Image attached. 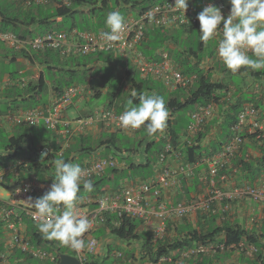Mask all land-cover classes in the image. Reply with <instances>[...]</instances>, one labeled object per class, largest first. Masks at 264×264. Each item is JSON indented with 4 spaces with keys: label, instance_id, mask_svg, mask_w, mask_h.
I'll list each match as a JSON object with an SVG mask.
<instances>
[{
    "label": "trees",
    "instance_id": "1",
    "mask_svg": "<svg viewBox=\"0 0 264 264\" xmlns=\"http://www.w3.org/2000/svg\"><path fill=\"white\" fill-rule=\"evenodd\" d=\"M48 0L45 4L35 5L36 11L31 10L33 5H25L21 1L5 0V4H0V31H10L16 34L20 39L26 40L37 35L55 32L59 30H71L76 28L79 31H92L98 32L106 30L105 19L106 15L110 11L119 10L126 14L125 18L129 15H137L148 7L162 2L164 0ZM41 5H50L51 11L49 14L43 16L39 13ZM194 6V0H189L188 7ZM134 12H130V10ZM65 19H69V25L67 27L59 24H63ZM44 29H43V28ZM197 32V36L191 38V42L186 43L183 40L188 41L190 35L193 32ZM199 31L193 27L187 28H170V27H153L147 28L144 32V38L138 45L141 52L149 59H157V53L159 50L164 49L167 51L169 57L174 62L177 68H179L185 74L195 75L194 82L188 87L177 88L174 90H168L164 87L167 94H162L160 91H155L153 86H149L148 78L137 79L135 77L136 68H128L126 70V82L120 76H113L110 79H106V91L108 99L104 105L108 108L115 110L116 112H122L125 110V104L129 98H131L132 91L138 93L144 92L148 94H158L164 97L166 106L170 110V118L168 126L162 133H157L154 136H148L146 129L142 126L138 131L144 134V138L149 140L145 144V150L147 151L153 144V137H159L162 141V147L167 141H169L173 148L179 152V160L185 163L199 162L201 157L209 156L213 154L208 152L201 142L210 131L211 127L216 123L213 119L211 124H205L203 129L193 137L192 141L182 142L180 145L179 139L181 134L179 130L174 127L176 119L174 114L176 110L183 109L187 106L194 105L193 109H196L198 105H206L213 103L218 106L221 103L226 102V96L229 92L228 84L223 80H214L212 78L213 72L203 67L205 60V43H202L199 39ZM189 36V37H188ZM185 38V39H184ZM213 41V40H210ZM5 52L12 51L10 54H4V59L9 62L17 60V58H23L31 65H36L40 68V72L37 74L29 73L27 76L17 77L15 71L8 72L7 79L0 78V101L3 102V107H0V114L6 113L8 110H32L38 107H46L50 104L48 98L40 96L44 91L49 95V87L52 88L53 96L58 95L65 87L77 83L87 85L89 83V75L95 77L98 72H94L89 64L84 59V55H61L51 49L34 50V49H21L14 50L0 44ZM213 53V50L208 52ZM87 56V55H86ZM216 65L222 72L233 73L228 70L225 65L224 68ZM44 68H46L50 75L46 77ZM250 70L252 77L260 78L264 75V69ZM17 72V71H16ZM245 72L241 69V73ZM247 72V71H246ZM137 73V72H136ZM102 74V72H101ZM105 76V74H104ZM148 79V80H147ZM113 80V82H111ZM95 79H93L92 86L94 91L91 97L99 98L103 91L97 86ZM27 102L30 104L28 107L21 106V102ZM133 103H139L138 98L133 99ZM255 107V106H254ZM257 108V107H256ZM237 110L239 106L232 104L230 106V112L224 118V125L228 129L224 138H229L231 135V126L236 120ZM24 124H14L9 130L6 125L0 126L1 132L13 131L15 128ZM20 129V128H19ZM17 130L16 133H12L8 136L7 141L4 144L3 151L0 152V158L6 159L5 161L13 162V170L4 176V180L0 181V187L8 188V184L22 183L31 178H36L40 182L52 181L55 178V159H64L66 162H77L81 167L88 163L91 155L95 153L100 147H113L120 152H126L128 149L118 148L114 144L112 138L114 132H109V127H105L103 131L107 132L108 136L103 138V134L98 138V145L92 146L89 144L91 137L85 135V132L74 133L65 138H60L55 150L51 149L48 143H38V139L32 132H21ZM162 134V136H161ZM59 136L56 131L52 137ZM245 137H251V135H244ZM60 137V136H59ZM38 143V144H37ZM162 147L158 150L157 156ZM131 154H135V149H129ZM259 155L254 156L251 159L235 156L232 166L238 168L242 178V184L254 183L259 178L260 173L264 170V146H259ZM151 165V161L145 158L142 161L132 162L127 164L126 168L113 167L110 170L113 173H123L125 170L127 173L123 176V179H146L144 169ZM225 169V168H224ZM221 169L219 175H225L226 173ZM113 178V175L106 174V171L100 176L94 177L91 180L94 182V190L92 192H86L81 185V192L78 195L83 197L96 196L107 192L108 188L106 182ZM184 179V177H181ZM181 181V180H180ZM219 185V182H216ZM119 187V186H118ZM118 187L114 188L117 189ZM208 180L201 179L198 170L194 171V176L191 179L182 180L178 189L181 191L176 201L181 200H193L197 201L201 197L202 192L208 190ZM42 196V195H41ZM37 196L35 198H39ZM95 203H91V207H94ZM63 209V206H60ZM199 223L197 226H193L188 220L184 219L181 226L168 222L167 228L171 231L168 236L158 241L156 244L150 243L149 232L139 230L142 225V220L130 217L128 215H119L116 212H106L104 214V223L99 229L94 232L99 234L97 238H101L104 235L110 234L112 237L126 241L127 244L137 243L139 258L144 259L150 257L155 260L160 254L166 253L176 248H186L194 245L196 242L210 243L213 241L224 242L225 245H236L240 242L245 244H253L257 249V255L261 253V249L264 250V219L261 225H259L260 235H258L253 229L245 228L238 221L230 222L223 219L221 223H215L217 214H209L207 220L201 221L204 215L197 213ZM169 231V232H170ZM95 235V234H94ZM219 235L223 238L217 239ZM30 242L35 246H42L47 251L55 250L58 256L54 261H49L48 264H56L59 260V255L62 253L74 255V251L68 246H62L58 241L47 240L43 237V234L39 232L38 224L30 225L29 236ZM109 245V244H108ZM233 249V248H232ZM112 249H108V252L103 257H97V254H91L87 256L85 264H112L115 261H119L120 258L111 257ZM127 255H134V251L129 250L125 252ZM223 253V252H222ZM25 256L30 257L26 253ZM246 258L250 264L255 263V258L251 259L240 251V256ZM218 255L213 257L204 256L198 259H189L181 262V264H213ZM256 256V258L258 257ZM121 262V261H119ZM164 264H176V262H165Z\"/></svg>",
    "mask_w": 264,
    "mask_h": 264
},
{
    "label": "built area",
    "instance_id": "2",
    "mask_svg": "<svg viewBox=\"0 0 264 264\" xmlns=\"http://www.w3.org/2000/svg\"><path fill=\"white\" fill-rule=\"evenodd\" d=\"M18 1H21L25 5H39L45 4L48 0ZM174 3L175 0H164L148 7L140 14L129 15L125 18L127 26L121 34L120 41L111 44L105 42L100 35L101 31H108V28L98 32L79 31L76 28L68 31L59 30L37 35L26 40L20 39L13 32L0 31V43L14 50L51 49L59 52L61 55H88L100 51H109L131 58L136 71L141 77L160 81L169 90L188 87L194 82L195 75L185 74L177 68L166 50H159L157 59H149L139 50L138 45L144 38L145 30L153 27H193L200 31L197 14L205 6L213 4L220 7L222 14L226 17L230 12L231 5L226 4L224 0H202L201 8L188 7L184 17L182 11L175 10L172 7ZM149 12L153 13L151 21L146 19V14ZM173 17H178L179 19L172 23ZM181 19L183 23H181ZM222 26L223 24H221ZM221 38L222 36L218 35L213 39L216 55L218 41ZM248 54L253 55L251 51ZM218 59L220 60L219 57ZM84 91V85L74 83L65 87L58 95H55L46 107H38L32 110H8L6 113L0 114V126H12L14 124L35 126L43 123L47 128L55 130L63 138L74 133L85 132L86 128L99 122L126 134H132L141 129L122 128L119 124V116L123 111L116 112L108 107L72 120L66 118L64 115L65 110L75 100L82 98ZM229 95L230 91L225 98L229 99ZM215 109V104L208 103L206 105H198L196 109L190 112V122L184 130V142L189 143L192 141L202 126L213 117ZM231 131L229 139L215 153L201 157L199 162L193 164L179 160L174 166L166 165L165 161L172 153L178 159L180 156L179 152L173 148V145L167 141L157 156V169L150 177L137 183L122 186L117 191L105 193L95 198L85 197L79 205V211L88 216L92 221V227L85 234L86 246L84 249L77 252L69 247L74 251V256L79 259L81 264H85L87 256L97 252L99 241L93 232L104 223V214L108 211L141 219L146 228L150 229L149 241L154 245L168 236L167 225L172 220L196 215L198 212L202 214L224 213L229 209L230 204L228 203L230 201L245 198L254 200L264 206V170L254 183H245L227 190L217 186V181L225 179V175H219L220 170L226 168L238 152L244 140L243 135L245 133H254L256 138L264 136V130L261 129L258 120L257 109L251 105L243 106L236 115V121L231 126ZM198 163L206 165L205 174L201 176V179L208 180L209 187L207 192L202 194L197 201L181 200L167 205V198L165 199L163 196V191L171 189L178 182L180 176L192 177L194 167ZM118 165L119 162L113 156L96 158L82 166L84 178L91 179L99 176L107 168ZM13 167V164L8 163V165L0 169V181L4 180V176L11 172ZM52 183V181L40 182L36 178H31L22 183L14 184L10 188L9 203L14 207L20 208L32 223L39 224L41 221L39 218H33L35 209L29 206L28 200L29 197L34 200L35 197L43 195L49 190ZM216 201H225L226 204L218 206L214 204ZM91 203H95V206L89 207L88 205ZM12 214L13 212L10 209H3L2 211V218L6 220L7 226L12 231L13 236L0 251V264H9L8 253L16 249L39 260L54 261L58 256L57 253L55 251H47L42 246L32 244L28 237L19 232L17 223L11 219ZM249 220L253 224L260 221L258 217H250ZM262 242L264 244V240ZM227 248H235L238 252L243 251L245 255L255 258L254 264H264V250L261 249V253L258 256V248L256 246L251 244L245 247L242 242L228 246L224 242L196 243L186 248H176L162 253L155 260L150 259L148 256L140 259L136 252L132 257L119 250L113 251L112 256L122 259V264H164L165 262L177 263L178 260L217 253ZM256 256L258 257L256 258Z\"/></svg>",
    "mask_w": 264,
    "mask_h": 264
},
{
    "label": "clouds",
    "instance_id": "3",
    "mask_svg": "<svg viewBox=\"0 0 264 264\" xmlns=\"http://www.w3.org/2000/svg\"><path fill=\"white\" fill-rule=\"evenodd\" d=\"M229 3L231 5V8L229 14L226 17L222 14L220 7L215 6L213 4H209L208 6H205L202 9V11H200L197 14V19L200 24V31H199L200 41L202 43H207L210 40H213L218 35L222 36V38L218 41V47L216 50L217 55L220 58V60L223 62L225 67L233 73H240L243 75L244 73H241V69H244L245 72L249 69L254 71L264 69V0H229ZM188 4H189V0H175L174 6L172 7L175 10L182 11L183 16L185 17V11L188 8ZM152 18H153L152 12L146 14V19L151 21ZM177 19L179 18L173 17L171 22L174 23ZM181 23H183L182 19H181ZM105 24L109 30L101 31L100 35L102 39L109 44L120 41L121 34L124 32L127 26L124 15L119 10L110 11L106 15ZM221 24H223L222 27ZM249 51H251L253 55H249L248 54ZM135 98H138L139 103L136 104L133 103V99ZM228 101H231V98L226 99V102ZM254 108L257 109L258 111V108L256 107ZM241 109H239L238 112ZM169 118H170V110L166 106V102L163 96L155 93L148 94L144 92L138 93L137 91H132L131 98H129L125 104V110L119 116V124L124 129H129V128L139 129L143 126L146 129L148 136L151 137L156 135L157 133H162L166 129V127L168 126ZM258 120H259V111H258ZM101 125L105 126L103 123ZM203 126L201 130L203 129ZM105 127H109V126H105ZM109 131H111L110 133H112L113 128L109 127ZM245 134L251 135V137L256 138L254 133L253 134L245 133ZM244 135L243 138L245 140L247 137H245ZM183 137H184V132L183 134H181L180 139H184ZM60 138L63 137L60 136ZM182 142L184 141L182 140ZM242 144L240 145L238 152L240 151ZM237 153L235 154V156L237 155ZM94 159L96 158L88 159L87 162H90ZM54 165H55L56 175L54 178V182L50 186L49 190L46 191L42 196L40 195L41 197L35 198L34 200L33 198L29 197L28 204L31 208L35 209L33 213V218L34 219L39 218L41 221L38 224V229L39 232L43 234V237L45 239L58 241L62 246L71 247L73 250L79 252L80 250L84 249L86 246L85 234L88 233L89 230L91 229L92 221L88 218L87 215H84L79 211V205L83 202V199L85 197H83L82 195H78V193L81 192V185L84 191L92 192L94 190V182L93 180H91L92 178L91 179L84 178V169L81 167L80 164L66 162L64 159H55ZM115 167L121 169L123 167L122 162H119V165ZM156 169H157V164L155 165V169L153 170V173L156 171ZM181 177L183 176H180V178L178 179L181 180L182 179ZM184 179L185 180L191 179V177L188 178L184 177ZM139 181H142V179L140 180L133 179L131 183H137ZM129 182L130 180L127 181L125 180L124 184L119 186L117 189H108L107 192L105 193H111L117 191L122 186L131 184ZM177 192L180 193L181 191L178 189ZM206 192L205 191L202 192L201 195L205 194ZM99 195L90 196V197L95 198ZM61 205L63 206V211H61L60 209ZM88 206L91 207V204ZM227 213L228 211L224 213L222 212L216 213L219 214L221 219V221H219V219L217 218L219 223H221L223 219H226L225 216ZM255 214L257 213L249 214V218L255 217ZM202 215L206 216L204 218L205 220L208 219L209 214L203 213ZM187 217H184L179 220H172L171 222L178 225V222L176 223V221L181 222L183 220L184 222V219H186ZM196 218H198V216ZM204 219H202L201 221H203ZM262 220L263 219H260V221L255 224L250 223V220H248L249 223L248 221L247 222L242 221L241 223L240 222L239 223L245 228L253 229L258 235H260L259 225H261ZM228 221L231 222V220ZM142 224L144 225L143 221ZM144 226L146 228V225ZM194 226L196 227L197 224H194ZM99 228L100 226L97 229ZM145 231L149 232V236H150L151 234L150 229L146 228ZM221 238H223V236L219 235L217 239H221ZM213 242H217V241H213ZM196 243H202V242H196ZM242 243L245 245V247L251 245V244H245L243 241ZM131 248L127 247V249L130 250ZM116 250H119L124 254H126L125 250L123 251L120 249H113L111 251V257H113L112 256L113 251ZM226 251L236 252L240 256V251L238 252V250H236L235 248L233 249L227 248L217 253L199 255L191 259H198L199 257H204V256L213 257L218 254L222 255ZM135 252L138 253L136 250L134 251V253ZM95 254H97V252ZM251 259L254 258L251 257ZM185 260H189V259L178 260L176 264H181V262ZM119 261H115L112 264L115 263L122 264L123 262L122 259H119ZM213 264H233V263H228L226 262L225 259H221L220 256H218V259H216L215 262H213ZM246 264H250V263H246Z\"/></svg>",
    "mask_w": 264,
    "mask_h": 264
},
{
    "label": "rangeland",
    "instance_id": "4",
    "mask_svg": "<svg viewBox=\"0 0 264 264\" xmlns=\"http://www.w3.org/2000/svg\"><path fill=\"white\" fill-rule=\"evenodd\" d=\"M224 1L226 2V4H228V5L230 4L229 0H224ZM201 2H202V0H194V7L197 9L201 8L202 7ZM0 4L4 5L5 0H0ZM31 10L36 11L35 5H33L31 7ZM129 10L132 13L134 12V10H131V9H129ZM50 11H51L50 5H41L39 13L41 15L45 16V15L49 14ZM121 13L124 15V17L126 16L125 13H123V12H121ZM59 25H63L65 27H67L69 25V19H65L63 21V24H59ZM196 36H197V32L195 30V32H193L190 35V37L188 36L189 37L188 41H186V40H183V41L185 42V44L189 43V42H191V38L192 37L196 38ZM205 45L207 46L208 49H212L215 47V42L209 41V42L205 43ZM10 53H12V51L5 52L0 45V78L1 79L4 77H7L8 72H10V71H13V72L15 71V74L17 77H19V76L22 77L24 75L27 76L29 73H31V71H27V73H25L23 75L20 72V71L26 69L27 66H35L38 69V66L31 65L27 61L25 62V61H22L20 59H17L13 62L6 61L4 59V54H10ZM84 59H85V61L92 62L95 65L98 64L97 66L94 65L92 70L94 72H98V71L99 72L96 75V77L91 76L89 83L87 85H85V92H84L82 98H80V99L84 100L83 106L87 109V111L82 113L81 116L89 115V114L93 113L95 110L99 111L104 107V105L108 99V94H107V91L105 90L107 82L105 80L110 79L114 75L115 76L118 75L119 77L121 76L123 78V76H124L123 70L124 69L122 70V69H120V67L126 66L125 60L121 56L113 57L112 53H110L109 51H100V52L90 53L89 55L84 56ZM113 61H115V62L112 63L111 67H108L105 65V63L108 64V63L113 62ZM216 61H219V59H218L216 53H213L212 60L210 59V57H208V59H206L202 65H203V67H206V66L208 67V65H210L211 63H216ZM116 62H118V63H116ZM127 66L130 69L134 68L133 63L131 61H128ZM44 72H45L46 77L49 78V75H50L49 71L46 68H44ZM101 72H102V74H101ZM103 74H105V76ZM134 75L137 79H140V78L146 79V78L141 77L139 73L135 72ZM232 76H236V74H232ZM93 79H95V81H97L96 82L98 84L97 86H99L101 91H103L102 95L97 99L94 97H91L92 93L94 91V87L92 86ZM148 79L147 80L149 82H147V84L149 86H153V89L155 88V91H160L162 94L168 93L164 89L165 86L162 82L157 81V80L152 79V78H148ZM217 79H219V76H217ZM111 82H113V80H111ZM124 85H125V87H127L128 83L125 82ZM231 92H232V90H230V95H229L230 98L232 97ZM40 96H42L43 98H48V94L46 93V91H44V93H42ZM88 96H90L89 101H87ZM3 105H4L3 102L0 101V107H3ZM29 105L30 104H28L26 101L21 102V106L28 107ZM259 105H260V108H262V104H259ZM105 107H107V106H105ZM193 107H194V105H190V106H187L183 109L175 111L176 113L174 114V117L176 119V122L174 123V127L177 130H179L180 134H183L184 130L187 128V126L190 122V112L192 111ZM100 128L104 129L105 126L100 125ZM18 129L21 132H32V133H34L38 139L39 144L48 143L50 145L51 149H53V150L56 149V147L58 145V141H60V138L58 136H56L55 138L52 137L54 130L47 128L43 123H40V124L35 125V126H28V125L24 124V125L19 126L18 128H15L13 131H8V132H1L0 131V152L3 151L4 144L7 141L8 136L11 135L12 133H16ZM227 129L228 128L226 126L223 129V135L224 136L226 134ZM113 132H114V134H113L112 138L114 139V144L118 148L128 149V151L120 152L119 150H116L113 147H100L95 153H93L91 155L90 158H95V157L104 158V157H108V156H113L119 162L124 161L127 164H130L132 162L142 161L145 158H148L151 161V165L144 169L143 174H145V176L147 178L150 177L153 174V170L155 169V165L158 163L157 152L162 147V144H163L162 141L159 139V137L156 136V137L151 138L154 141V144L146 151L145 150V144L149 139L144 138V134L142 132L136 131L135 133H132V134H126V133L121 132V131L114 129V128H113ZM106 133L107 132H105V131L102 132L103 138L106 137V135L108 136V134H106ZM89 144L92 146H97L98 140L92 141V139H91V141H89ZM132 148L136 150L135 154L130 153L129 149H132ZM5 160L6 159H4V158H0V168H2L3 164L6 162ZM75 163L77 164V162H75ZM125 173H127L126 170L123 173L121 172L119 174H116V173H113L110 169H107L106 174L113 175V178L106 182V186L110 189H114L118 186L123 185L124 181H125V179H123V176L126 175ZM234 186H236V185H233L232 187H234ZM218 187H221L222 189H225V190L230 189L228 186H224L220 182H219ZM6 191H7L6 188L0 187L1 193H5ZM250 201L257 208L258 202L251 200V199H250ZM225 217H227L228 220H234V217H235V218H237L235 220L242 219L244 222H247L249 220V214L246 213V215H244V213L241 211H237L234 214V212H232V210H229V212L226 214ZM255 217H258L257 214H255ZM186 220L196 221L195 215L188 216L186 218ZM220 221H221V219H220ZM177 222L178 221H176V223ZM182 222H183V220H182ZM139 228H140L139 230H141V231H145V229H146L143 224ZM146 231H148V230H146ZM169 233L171 234V232H169ZM93 234H95V236L96 235L98 236L99 231L96 233L93 232ZM97 239L99 241L98 249L100 247L102 248V245L107 246V244L109 242H111L110 240H117L118 241L119 245H113L112 246L113 249H120L123 251L124 250L129 251L130 249H127V247L131 248V246H132V248H131L132 251H135L138 248L137 243L127 244V243H125V241L118 240V239L112 237L110 234L104 235L103 237H101V238L99 237ZM219 256L221 259H224V257H225L224 254L219 255ZM48 262L49 261H47V260H39V259L34 258V257L26 256L21 261L10 260L9 264H48Z\"/></svg>",
    "mask_w": 264,
    "mask_h": 264
},
{
    "label": "crops",
    "instance_id": "5",
    "mask_svg": "<svg viewBox=\"0 0 264 264\" xmlns=\"http://www.w3.org/2000/svg\"><path fill=\"white\" fill-rule=\"evenodd\" d=\"M14 1H17V0H14ZM212 42H214V40ZM214 49H215V47L212 49H208L206 45L204 46L205 60L208 59V57H210V59L212 60L213 53H215ZM211 50H213V53L209 54L208 52H210ZM110 53H112V52H110ZM112 56L113 57L121 56L125 60L126 66L120 67V69H122V70L124 69L123 70L124 78L122 80H123V82H126V78H127L126 70L128 69L127 63H128V61L132 62V59L127 58L123 55L116 54V53H112ZM17 59L25 61V59H23V58H17ZM114 62L115 61L110 62L108 64L105 63V65L108 67H111L112 63H114ZM217 62L219 63L220 67L224 68V66H223L224 64L221 60L216 61V63ZM116 63H118V62H116ZM216 63H211L210 65H208V67L206 66L204 68L209 69L213 72L212 78L214 80L226 81V83L228 84V88L230 90H232V92H231L232 97H231V101L221 103L218 106H216L213 117L206 123L207 125H209V124H211L213 119L216 121V123L211 127L208 134L205 137H203L202 142H201V144L205 148H207L208 152H212V153L216 152L220 148V146L227 140V138H224L222 126L224 125V122H223L224 118L227 115V113L230 112V106L232 104L238 105L239 109H241V107H243L244 105H252V106L257 107L258 111H259V122L261 125V129L264 130V75H261L260 78H255V77H252L250 70H247V72H243L244 73L243 75L242 74H236V76H232V73L229 74V72L225 73V72L220 71V69H218L219 67L216 65ZM94 65L95 64L91 62V64H89V67L93 68ZM97 65L98 64H96L95 66H97ZM133 66L135 67L134 63H133ZM27 71H31V73L37 74L40 72V68L38 67V69H37L35 66H27L26 69H24L20 72L23 75V74L27 73ZM96 75H95V77H96ZM217 76H219V79H217ZM92 77H93V75H92ZM88 78L91 79V74L89 75ZM6 79H7V77H4V81ZM48 93H49L48 99L50 102L51 99L54 97L51 87H49ZM89 99H90V96L87 97V101H89ZM83 103H84L83 99L75 100L74 103L65 110V112H64L65 117L72 120L74 118H77L78 116H81L82 113L87 111V109L83 106ZM259 104H262V108H260ZM101 124L102 123H97L91 127L86 128L85 135L90 136L92 138V141L98 140V138L101 136V134L103 132V129L100 128ZM8 129L10 130L11 127L9 126ZM182 140L183 139L179 140L180 145L182 144ZM259 146L260 147L264 146V137H261L260 139H257L254 137H250V138L247 137L244 140V143L242 144L240 151L237 153V155L235 157L236 158H238V157L244 158L245 157V158L251 159L254 156H258L259 155V152H258ZM95 158H97V157H95ZM90 159H93V158H90ZM165 162H166V165H168V166H174L175 164H177V162H179V159L176 157V155H174V153H172L170 155V157H168V159ZM233 162H234V159L223 170L226 173L225 179L223 181H217V182H221L222 185H224V186H228L229 188H231L233 185H242V183H244L241 181L242 178H244V176L241 174V172H240V170H238V168H235L234 166H232ZM8 163L13 164L12 161H6L3 164L2 168L4 166L8 165ZM122 164H123L122 168L123 169L126 168L127 163L122 161ZM205 169H206V165L203 163H198L194 167V171L198 170V175L200 174V176H203L205 174V171H206ZM132 181L133 180L131 179L129 183H131ZM181 182H182V179H181V181L178 180V182H176L171 189H167V190L163 191V196L165 197V199L167 198V200H166L167 205H170L177 200L178 196L180 195V193L177 192L178 191L177 188L180 186ZM11 186H12V183H9L8 188H6L7 191L5 193L0 192V251L3 249V247L6 245V243L13 236L12 231L7 226L6 220H4L2 218L3 209L12 210L13 214L11 215V219L17 223L19 232L21 234H23L25 237L29 236L30 225L34 224L28 219V217L22 212V210L20 208L10 205V203H9V194L10 193L9 192H10ZM214 204L221 206V205L226 204V202L225 201H222V202L216 201V202H214ZM228 204H230L229 209L227 210L228 212H229V210H232V212H234V214H235V212L241 211L244 213V215H246V213H248V214L257 213V215L260 219H264V206L261 205L260 203H258L257 208H256V206L251 203L250 199L245 198V199L230 201ZM191 216H193V215H191ZM196 217H197V215H195V218ZM205 217L206 216H204V218ZM217 218L220 221L219 214H217ZM218 219H216V221H215V223H217V224L219 223ZM226 219L228 220L227 217H226ZM235 219H237V218L234 217V220H231V222H236ZM201 220H202V218H201ZM198 221H199V219L196 218V221H189V222L194 226V224L199 223ZM242 221H243L242 219L238 220V222H240V223ZM181 222L178 221V226L179 225L181 226V224H182ZM110 241L111 242L108 243L109 245L108 244H107V246L102 245V248L100 247L97 250V257L105 256L108 252V249H112L113 245H119L117 240H110ZM223 254L225 255L224 259L228 263L246 264V262H247L246 258H244V257L242 258V256H239L238 253H236V252L226 251ZM25 257L26 256L21 251H19L18 249H16L13 252L8 253L9 263H10V260L21 261Z\"/></svg>",
    "mask_w": 264,
    "mask_h": 264
},
{
    "label": "water",
    "instance_id": "6",
    "mask_svg": "<svg viewBox=\"0 0 264 264\" xmlns=\"http://www.w3.org/2000/svg\"><path fill=\"white\" fill-rule=\"evenodd\" d=\"M56 264H81V262L73 255L62 253L59 255V260Z\"/></svg>",
    "mask_w": 264,
    "mask_h": 264
}]
</instances>
